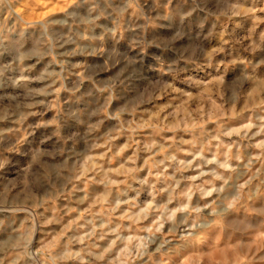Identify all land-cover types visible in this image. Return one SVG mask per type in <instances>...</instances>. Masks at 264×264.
Returning a JSON list of instances; mask_svg holds the SVG:
<instances>
[{
  "label": "clouds",
  "instance_id": "1",
  "mask_svg": "<svg viewBox=\"0 0 264 264\" xmlns=\"http://www.w3.org/2000/svg\"><path fill=\"white\" fill-rule=\"evenodd\" d=\"M0 264H264V0H0Z\"/></svg>",
  "mask_w": 264,
  "mask_h": 264
}]
</instances>
